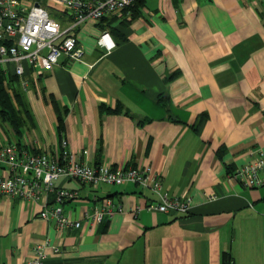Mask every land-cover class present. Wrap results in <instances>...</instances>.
I'll return each mask as SVG.
<instances>
[{
	"label": "crops",
	"instance_id": "1",
	"mask_svg": "<svg viewBox=\"0 0 264 264\" xmlns=\"http://www.w3.org/2000/svg\"><path fill=\"white\" fill-rule=\"evenodd\" d=\"M20 1L69 21L56 0ZM138 11L79 25L80 60L27 69L29 114L19 134L0 126V143L59 156L65 139L91 165H149L190 211L148 209L157 196L135 183L62 177L78 196L61 207L79 227L40 218V200L0 197V264H27L43 241L59 247L44 264H264V184L233 175L264 151V0H144ZM106 200L118 209L89 225Z\"/></svg>",
	"mask_w": 264,
	"mask_h": 264
},
{
	"label": "built area",
	"instance_id": "2",
	"mask_svg": "<svg viewBox=\"0 0 264 264\" xmlns=\"http://www.w3.org/2000/svg\"><path fill=\"white\" fill-rule=\"evenodd\" d=\"M136 0H56L68 9L69 21L61 23L51 17L41 5L26 6L20 0H0V65L19 77L26 87V70L35 74L52 70L62 58L68 61L80 60L83 48L79 44L75 30L89 19L100 20L108 15H120L122 10ZM98 43L107 50L114 47V41L107 31L98 38ZM264 151L233 172L247 187L264 184ZM77 179L91 186L101 183L123 184L131 182L149 188L157 201L147 206L165 213L187 214L190 211L189 199L170 195L163 187L161 176L151 166H129L119 168L100 162L88 164L68 148L62 140L59 156L44 151H31L16 143H0V197L17 198L42 202L38 216L46 221L53 219L56 228L79 227L80 220H74L63 212L61 204L65 199H76L78 193L58 187L59 178ZM215 194L208 195L209 199ZM118 208L111 201L92 213H85L84 220L89 225L100 223ZM59 251L57 245L48 241L37 243L27 264H44L46 249Z\"/></svg>",
	"mask_w": 264,
	"mask_h": 264
},
{
	"label": "trees",
	"instance_id": "3",
	"mask_svg": "<svg viewBox=\"0 0 264 264\" xmlns=\"http://www.w3.org/2000/svg\"><path fill=\"white\" fill-rule=\"evenodd\" d=\"M143 1L136 0L131 6L122 10L118 16L121 17L123 23L138 15V9ZM105 17L100 20H103ZM115 31V29L112 30V32ZM28 114L24 90L21 87L19 77L12 69H6L0 65V121L9 124L19 134L25 124V117ZM16 144L21 147L19 142Z\"/></svg>",
	"mask_w": 264,
	"mask_h": 264
},
{
	"label": "rangeland",
	"instance_id": "4",
	"mask_svg": "<svg viewBox=\"0 0 264 264\" xmlns=\"http://www.w3.org/2000/svg\"><path fill=\"white\" fill-rule=\"evenodd\" d=\"M50 16L56 18L55 16H53V15H51V14H50ZM63 24H64V23H63ZM0 126L3 127V128L6 129V130H7V127H9L7 123H1V121H0Z\"/></svg>",
	"mask_w": 264,
	"mask_h": 264
}]
</instances>
